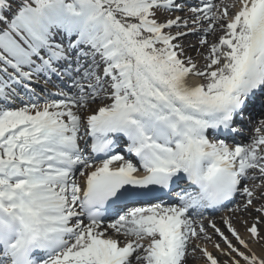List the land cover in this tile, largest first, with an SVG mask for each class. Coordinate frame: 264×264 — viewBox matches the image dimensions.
Segmentation results:
<instances>
[{
  "label": "snow or ice",
  "instance_id": "snow-or-ice-1",
  "mask_svg": "<svg viewBox=\"0 0 264 264\" xmlns=\"http://www.w3.org/2000/svg\"><path fill=\"white\" fill-rule=\"evenodd\" d=\"M189 259L264 264V0H0V264Z\"/></svg>",
  "mask_w": 264,
  "mask_h": 264
},
{
  "label": "bare ground",
  "instance_id": "bare-ground-1",
  "mask_svg": "<svg viewBox=\"0 0 264 264\" xmlns=\"http://www.w3.org/2000/svg\"><path fill=\"white\" fill-rule=\"evenodd\" d=\"M210 39H211V37H210ZM188 41H191V40L187 37V38H186V42H188ZM194 41H195V39L192 40V42H194ZM191 82H197V81L195 80V78H192ZM214 219L218 222V224H220V219H221V218H214ZM236 227H237L241 232H243V228L240 226V224H236ZM208 247H209V250H212L210 244L208 245ZM188 264H192V259H189ZM201 264H202V263H201ZM203 264H204V263H203Z\"/></svg>",
  "mask_w": 264,
  "mask_h": 264
}]
</instances>
